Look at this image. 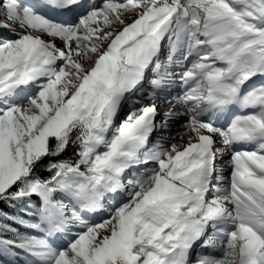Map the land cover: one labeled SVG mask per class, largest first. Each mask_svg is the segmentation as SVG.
I'll list each match as a JSON object with an SVG mask.
<instances>
[{
  "label": "snow or ice",
  "instance_id": "6c2138e0",
  "mask_svg": "<svg viewBox=\"0 0 264 264\" xmlns=\"http://www.w3.org/2000/svg\"><path fill=\"white\" fill-rule=\"evenodd\" d=\"M0 202V264H264V0H0Z\"/></svg>",
  "mask_w": 264,
  "mask_h": 264
},
{
  "label": "bare ground",
  "instance_id": "6f19581e",
  "mask_svg": "<svg viewBox=\"0 0 264 264\" xmlns=\"http://www.w3.org/2000/svg\"><path fill=\"white\" fill-rule=\"evenodd\" d=\"M128 22H131V20H129ZM165 103H166L165 100H162V101H160V103H159V107L161 108L162 111L165 110V109H164V105H165ZM177 129H178V128H177ZM183 135H184V139L181 140L180 137H178V139H177V141H176L177 143H181V142L187 140V133H184Z\"/></svg>",
  "mask_w": 264,
  "mask_h": 264
},
{
  "label": "trees",
  "instance_id": "16d2710c",
  "mask_svg": "<svg viewBox=\"0 0 264 264\" xmlns=\"http://www.w3.org/2000/svg\"><path fill=\"white\" fill-rule=\"evenodd\" d=\"M0 211L14 212L15 209L9 208L5 203L0 202Z\"/></svg>",
  "mask_w": 264,
  "mask_h": 264
},
{
  "label": "rangeland",
  "instance_id": "374dc122",
  "mask_svg": "<svg viewBox=\"0 0 264 264\" xmlns=\"http://www.w3.org/2000/svg\"><path fill=\"white\" fill-rule=\"evenodd\" d=\"M178 131H179V129H177V128L174 129V133H175V132H178ZM178 137H179V136H177L176 141H177ZM184 142H186V140L183 141V142H181V143H184Z\"/></svg>",
  "mask_w": 264,
  "mask_h": 264
}]
</instances>
